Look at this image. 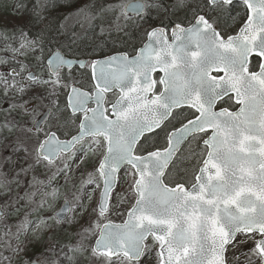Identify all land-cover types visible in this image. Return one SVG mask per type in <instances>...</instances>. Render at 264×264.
Here are the masks:
<instances>
[{"label":"snow or ice","instance_id":"6c2138e0","mask_svg":"<svg viewBox=\"0 0 264 264\" xmlns=\"http://www.w3.org/2000/svg\"><path fill=\"white\" fill-rule=\"evenodd\" d=\"M50 6L0 32V264H264V0H101L79 53Z\"/></svg>","mask_w":264,"mask_h":264},{"label":"trees","instance_id":"16d2710c","mask_svg":"<svg viewBox=\"0 0 264 264\" xmlns=\"http://www.w3.org/2000/svg\"><path fill=\"white\" fill-rule=\"evenodd\" d=\"M101 0H50V8H49V19L52 20L54 23H63L66 25V22L68 21L69 17L72 16V13H80V9H85V13L87 12L86 6L91 5L93 3H100ZM127 2V0H125ZM3 3V0H0V4ZM13 3H15V0H10V3L7 4L8 8H12V11L16 14V9L12 7ZM85 13H82L85 15ZM17 15V14H16ZM68 17L67 20L64 18ZM26 21L25 24H27L28 17H23ZM84 25L83 23H81ZM87 28L85 33L82 35L84 38V41L81 42L80 47H85L84 49L88 48V45L91 43L92 40V32L89 27V24L86 22ZM67 30L69 32V40L72 38L71 33L73 31L78 32L80 28H71L70 30L68 29V26L66 25ZM99 29L97 30V32ZM80 38V37H79ZM82 49V51L84 50Z\"/></svg>","mask_w":264,"mask_h":264},{"label":"rangeland","instance_id":"374dc122","mask_svg":"<svg viewBox=\"0 0 264 264\" xmlns=\"http://www.w3.org/2000/svg\"><path fill=\"white\" fill-rule=\"evenodd\" d=\"M2 1V0H1ZM10 3V0H3V3L0 4V32H8L11 33L15 28H17L20 25H25L26 21L23 17L16 15L12 8H8L7 4ZM83 23L84 25H82ZM86 21L84 20V15L80 13H72V16L69 17L68 21L66 22V25L68 26V29L71 28H80L78 32V36L80 37L78 40L79 47L75 50L79 53L84 49L85 47H80L81 42L84 41L83 34L86 31L87 25ZM71 29V30H72ZM98 30V29H97ZM84 50H87L84 49ZM0 55H4L3 52H0ZM89 170L91 168V165L88 166ZM81 177H77V180H80Z\"/></svg>","mask_w":264,"mask_h":264}]
</instances>
